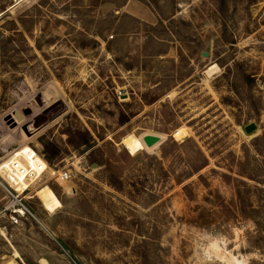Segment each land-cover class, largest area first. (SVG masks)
I'll use <instances>...</instances> for the list:
<instances>
[{"label":"rangeland","instance_id":"1","mask_svg":"<svg viewBox=\"0 0 264 264\" xmlns=\"http://www.w3.org/2000/svg\"><path fill=\"white\" fill-rule=\"evenodd\" d=\"M263 135L264 0H0V161L69 174L0 178V264H264Z\"/></svg>","mask_w":264,"mask_h":264},{"label":"bare ground","instance_id":"2","mask_svg":"<svg viewBox=\"0 0 264 264\" xmlns=\"http://www.w3.org/2000/svg\"><path fill=\"white\" fill-rule=\"evenodd\" d=\"M215 68V65L211 66L209 70ZM186 134V131L183 127H180L173 132V136L176 139L182 138ZM144 135H133L127 134L122 139V144L125 149L130 153L134 154L137 149H146L150 150L154 148L153 146H147L143 141ZM17 164L23 168L24 173L19 175V179L15 182H10L7 177V172L11 169V166ZM31 167V168H30ZM31 170V171H30ZM33 172L29 178L26 177V174ZM51 173L52 169L38 154L28 145L22 144L17 149L10 151L1 161H0V178L5 180V183L8 184L14 191L22 194L24 191L30 188V182L36 180L41 174ZM26 178V179H25ZM37 198L46 208H51L57 205V198L53 194L50 187L43 185L36 189L35 192Z\"/></svg>","mask_w":264,"mask_h":264},{"label":"trees","instance_id":"3","mask_svg":"<svg viewBox=\"0 0 264 264\" xmlns=\"http://www.w3.org/2000/svg\"><path fill=\"white\" fill-rule=\"evenodd\" d=\"M2 11H4V8L2 9ZM85 135H86V137L84 138L83 144L87 145L92 140V137H91V135L89 134V132L87 130L85 131ZM262 137H264V135ZM185 141L187 142L189 140H185ZM193 149H194L193 151H194V154L196 155L197 159H195L196 162L189 163V167H190L191 171L185 172L183 174V176H176V175L173 176V179L175 180V182L178 185H181L185 179L189 178L194 173H197L199 170H201L202 168H204L205 166L208 165L207 157L199 149V147L196 144H194V143H193ZM162 156L164 157L165 154L163 153ZM136 158H137L136 156L132 157L133 160H136ZM94 161L97 162V160H94ZM162 171H163V173L168 174V171H164V170H162ZM109 179H110L109 183L112 186H115V183L118 182V180H112L111 176H109ZM182 190H183V193H184V195H185V197L187 199H189V200L193 199L194 194L192 192V188H191L190 184H183L182 185ZM236 195L238 197V201L241 200L242 193L239 190H237ZM239 204H240V202H238V205ZM208 215H210V214L205 213L204 210H199L196 216H192L191 218H187V221L190 222L191 224L195 225V226H199V227L205 228L210 223V220L208 218H206V216H208ZM259 225H262L263 230H264V221H262Z\"/></svg>","mask_w":264,"mask_h":264},{"label":"built area","instance_id":"4","mask_svg":"<svg viewBox=\"0 0 264 264\" xmlns=\"http://www.w3.org/2000/svg\"><path fill=\"white\" fill-rule=\"evenodd\" d=\"M23 173H24L23 168H21L15 163L14 166L12 165L11 169L8 170L7 177L9 178L10 182H15V180L19 179V175H22ZM32 173L33 172H30L29 174L27 173L26 177L29 178ZM51 175L56 181H65L69 178V174L67 171L53 170Z\"/></svg>","mask_w":264,"mask_h":264},{"label":"water","instance_id":"5","mask_svg":"<svg viewBox=\"0 0 264 264\" xmlns=\"http://www.w3.org/2000/svg\"><path fill=\"white\" fill-rule=\"evenodd\" d=\"M204 56H206L205 54H203ZM243 130L247 133V134H251L254 130H256V124L251 122L247 125L244 126ZM159 137L158 136H154V135H144L143 137V141L145 142V144L147 146H152L153 144H155L156 142L159 141ZM94 166V164H93Z\"/></svg>","mask_w":264,"mask_h":264}]
</instances>
